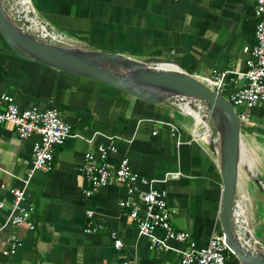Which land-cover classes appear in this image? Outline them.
<instances>
[{
  "label": "crops",
  "instance_id": "0c3cea01",
  "mask_svg": "<svg viewBox=\"0 0 264 264\" xmlns=\"http://www.w3.org/2000/svg\"><path fill=\"white\" fill-rule=\"evenodd\" d=\"M30 5L52 29L50 23L70 32V38L65 35L71 42L106 46L139 60L174 59L201 79L224 70L246 71V49L255 43L256 0H30ZM244 84L229 74L228 91ZM5 94L23 109L60 106L75 135L55 147L51 169L30 174L38 134L20 138L12 123L0 125V196L5 203L0 207V264H182L181 244L152 247L150 237L119 207L126 196L122 183L112 180L93 197L84 196L90 187L83 174L85 153L101 144L118 147L110 153L112 164L127 157L139 174L158 180L154 186L167 192L172 224L190 231L199 246L222 231L223 181L216 147L198 139L195 127H183L172 114V103H150L88 76L24 58L0 33V101ZM249 115L242 139L248 153L258 156L253 162L264 180V101ZM169 122L179 126L181 143ZM239 182L238 195L241 175ZM252 183L245 193L247 224L264 245V185ZM16 188L24 190L23 207L35 206L32 228L12 222L11 190ZM90 208L104 225L95 233L85 231ZM112 232L122 239L121 248L115 247ZM155 234L163 238L165 231ZM13 243L17 251L4 254Z\"/></svg>",
  "mask_w": 264,
  "mask_h": 264
},
{
  "label": "built area",
  "instance_id": "2783aa9c",
  "mask_svg": "<svg viewBox=\"0 0 264 264\" xmlns=\"http://www.w3.org/2000/svg\"><path fill=\"white\" fill-rule=\"evenodd\" d=\"M255 16L257 18L255 43L253 47L246 49L250 54L246 71L224 70L211 77L200 78L232 103L243 123L249 120V111L264 101V0H256ZM230 73H235L245 81V84L235 91L227 89ZM5 122L13 124L20 138H28L35 133L39 136L33 146V167L30 174L36 169H51L55 160V147L62 145L69 137L75 135L73 126L65 120L59 106L23 109L9 94L3 95L0 101V125ZM169 126L173 135L178 138L179 126L173 122H169ZM179 143L181 142L178 138ZM117 149L114 143L101 144L95 151L85 153L83 174L90 180V187L84 191V196L91 198L107 187L112 180L118 181L126 188V196L119 201V207L126 209L140 232L150 237L152 247L168 249L169 242L176 241L182 245L178 249L182 264H226L233 253L226 243L224 234L216 233L206 246H199L190 231L175 228L172 224L167 192L154 186L157 179L143 176L133 169L129 158L123 157L117 164H112L109 156ZM142 185H146L147 188H142ZM11 192L13 194L12 210L16 212L12 222L27 223L32 228L34 204L31 203L28 207L22 206L25 198L24 190L16 188ZM3 206L5 203L0 196V207ZM103 227V223L96 221L95 210L87 209L85 231L95 233ZM156 229L165 231L163 238L155 234ZM112 235L115 247L121 248L122 239L115 232H112ZM17 248V243H13L9 249L4 250V254H13ZM109 264L140 263L121 260Z\"/></svg>",
  "mask_w": 264,
  "mask_h": 264
},
{
  "label": "water",
  "instance_id": "95a60500",
  "mask_svg": "<svg viewBox=\"0 0 264 264\" xmlns=\"http://www.w3.org/2000/svg\"><path fill=\"white\" fill-rule=\"evenodd\" d=\"M26 15L16 0H0V33L18 55L88 76L150 103L199 100L206 106L208 120L220 137L218 156L223 181L220 218L226 243L242 264H264V245L248 234V239L254 240L249 244L239 233L237 207L244 159V123L232 103L187 72L177 60L160 57L139 60L89 44L67 42L65 33L57 32L62 40L48 35L44 28L31 29ZM36 18L49 32H56L47 22ZM163 64L175 67H161Z\"/></svg>",
  "mask_w": 264,
  "mask_h": 264
},
{
  "label": "rangeland",
  "instance_id": "374dc122",
  "mask_svg": "<svg viewBox=\"0 0 264 264\" xmlns=\"http://www.w3.org/2000/svg\"><path fill=\"white\" fill-rule=\"evenodd\" d=\"M16 1L21 6L22 10H24L25 13H27L26 17H27V19H29L30 24L33 26L32 28L33 29L34 28L35 29L39 28V30L44 28L46 33L49 35L48 29L42 23H39L37 21L36 16L33 17L32 13H34V10H33L32 6L30 5V0H16ZM26 4H27V6H29V8L24 7V5H26ZM39 15L42 18H44L40 13H39ZM50 24L55 28V30L57 32L65 33L69 38L71 37V33L70 32L63 31L58 26H56L54 23H50ZM57 34H59V33H57ZM64 40L67 41V42H71L70 39H68L67 37H65ZM102 48H104L103 50L110 51V49H108L106 46H103ZM110 52H113V51H110ZM172 105H174V107L172 108V114L174 115V117L176 119H178V120H180L182 122L183 127H186V128H189V129H191L192 127H195L194 131H195L196 135L198 136L197 138L198 139L201 138L200 140L202 142H206V143L209 142L210 143V144L208 143L209 146H211L212 149H214L216 146L209 139V137L208 136H206L205 138L203 137V135H204V133H206L207 127H208V123H207L208 117H207V115H204L203 120L200 121V120H198V118H197V116H196V114L194 112L189 113L191 115L186 114L185 110H186V108L189 105H185L184 108L181 106L183 109H181L177 104L172 103ZM191 105H193V104H191ZM194 105H196V104L194 103ZM210 126L212 127L211 123H210ZM247 150L250 151V149L246 148L245 143H244V145H243V158H244L243 161H244V164L241 166V172H240V175H241V186H240V191H239V195H238V205H240L242 208H246L247 204H248V201H247L248 198L245 196V193L247 191L246 188L248 187V182L252 183V181H255V182H257L258 185H261V186L264 185V180H261L262 172H261V167L259 166L258 162L256 163L257 166H254V168H250L249 167V166H251V164L254 165L253 160L256 157H257V160H258V156L257 155L255 156L254 151L251 150V153L250 152L248 153ZM216 152L217 153L219 152L217 147H216ZM245 162L248 163V166H247V164L245 165ZM251 200H252V204L254 203V205H256L257 198L253 197V198H251ZM221 232L222 231L218 230V233H221ZM226 264H239V262H238L237 257L235 255H231L228 258Z\"/></svg>",
  "mask_w": 264,
  "mask_h": 264
},
{
  "label": "bare ground",
  "instance_id": "6f19581e",
  "mask_svg": "<svg viewBox=\"0 0 264 264\" xmlns=\"http://www.w3.org/2000/svg\"><path fill=\"white\" fill-rule=\"evenodd\" d=\"M24 7L29 8V6L24 5ZM34 17V16H33ZM32 26V25H31ZM33 27V26H32ZM32 27H30L31 29H33ZM35 30V28H34ZM50 36L53 37H60L62 38L61 35L57 34L56 32H49ZM63 40V39H62ZM161 67H166V68H174V65H162ZM194 103L196 105H194ZM193 104V105H191ZM177 105H189L186 108V113H191L194 112L198 118V120L202 121L204 118V115H207V109L206 106L199 100H184V101H178ZM208 117V116H207ZM208 123V127H207V131L206 133H204L203 137L205 138L206 136L209 137V139L215 144V146L217 147V149L219 150V143H220V137L218 133H215L213 131V128L210 126V122L209 120L207 121ZM198 134V133H197ZM200 138V137H199ZM250 168H254V165L251 164V166H249ZM240 183V182H239ZM246 208H242L240 205H238L237 207V216H238V223H239V233L242 236V238L247 241L249 244H252V242L254 241L252 238L248 239V234L249 235H253L252 230L250 229L249 225L247 224L248 219L246 216ZM251 233V234H250Z\"/></svg>",
  "mask_w": 264,
  "mask_h": 264
},
{
  "label": "trees",
  "instance_id": "16d2710c",
  "mask_svg": "<svg viewBox=\"0 0 264 264\" xmlns=\"http://www.w3.org/2000/svg\"><path fill=\"white\" fill-rule=\"evenodd\" d=\"M232 255H234V254H232Z\"/></svg>",
  "mask_w": 264,
  "mask_h": 264
}]
</instances>
